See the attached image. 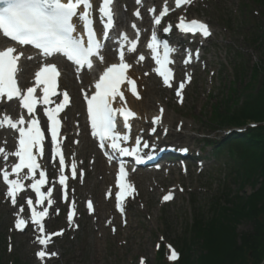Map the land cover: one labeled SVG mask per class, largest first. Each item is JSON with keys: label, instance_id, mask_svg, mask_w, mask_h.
Segmentation results:
<instances>
[{"label": "rangeland", "instance_id": "rangeland-1", "mask_svg": "<svg viewBox=\"0 0 264 264\" xmlns=\"http://www.w3.org/2000/svg\"><path fill=\"white\" fill-rule=\"evenodd\" d=\"M190 13L192 17L209 21L215 29L214 38L208 42L205 52L207 67H200L197 71L193 84L187 89L183 107L176 104L172 93L158 87L156 80L147 79L154 89V98L152 109L146 110L145 116H154L159 107H164L168 125L165 128L169 129V137L165 141L187 146L193 154L202 149L203 158L207 159L206 168L200 173L194 165L186 175L180 172L169 176L150 175L139 183L140 196L128 208L127 226H121L119 219L114 217L112 204L107 203L106 215L99 213L94 218L84 217L79 232L55 245L53 252L55 250L60 255L57 254L56 260L49 259V264H140L141 259H145V264H158L159 244L161 251L165 252L163 260L168 262L165 245L171 244L182 253L180 241L189 237L196 210H203L205 215L210 214L208 201L221 190L228 173L226 164L229 160L228 156L216 155L213 151V142L223 138L224 130L230 127L217 119L214 108L223 104L221 115L227 111L239 112L246 100L245 89L252 85V92L259 86L252 71L264 58L259 48L260 45L264 47V39L259 45L254 39L256 29L264 34V0H207L194 7ZM147 88L146 84L145 98L150 96ZM205 138H209L207 141L211 143L205 144ZM90 149L92 151L86 157L90 173L87 184L80 187L79 194L83 199L92 195L98 205L104 201L103 192L111 183V177L108 168L100 171V160L90 167L94 160L93 149ZM230 185L235 191L234 183L230 182ZM173 186L183 188V192L177 190L176 200L170 205H162V189ZM240 191L241 195L249 196L254 189L247 184ZM224 205L229 206L228 203ZM110 219L114 221L112 224L116 232L106 226ZM12 222V211L0 200L2 263L15 261L16 264H37L34 260L35 245L30 235L13 236ZM62 227H65V223L61 219L49 224L51 231ZM251 229L250 223L243 222L237 231L245 233ZM11 242L10 250L7 244Z\"/></svg>", "mask_w": 264, "mask_h": 264}, {"label": "snow or ice", "instance_id": "snow-or-ice-1", "mask_svg": "<svg viewBox=\"0 0 264 264\" xmlns=\"http://www.w3.org/2000/svg\"><path fill=\"white\" fill-rule=\"evenodd\" d=\"M138 3L141 0H137ZM193 0H175L176 7L179 8L182 5H190ZM113 0H99L96 7L93 5V0H0V33L4 37L16 42L20 46L31 45L34 49L39 50L38 55L44 59L43 65L39 68V71L35 73L36 84L43 85V99L42 103H49V96L56 94L57 80L60 76V72L57 65L53 62H48V58L54 57L56 54H63L68 60L73 61L78 66H84L87 64L89 68L92 67L90 57L94 54L98 55V49L100 47L99 40L97 39V33L95 29V19L98 15L103 21L102 34L106 35L107 30L114 26V13L112 11ZM149 11L155 13V9H149ZM170 9L165 6L160 12L159 16L154 17L155 24L159 25L163 16L167 15ZM137 17L140 16L139 11L135 13ZM77 22H81L82 31L86 30L87 44L85 47V39L83 36H76ZM135 27V25H133ZM177 28L183 33H191L193 35L199 33L204 37L211 35V31L207 24L198 20L188 21L186 17L181 16ZM170 28H166L165 31H169ZM127 39V36L124 37ZM153 52L157 51L158 44L155 33L152 36V43L148 45ZM132 51H135V43L132 44ZM173 49H169L165 44V53L163 60L157 58L156 63L160 65L156 71L164 77L165 84L169 82V76L171 75L170 69L165 67L166 64L171 63L168 59L169 52ZM24 56V52L17 51L15 47H7L0 50V100L4 97L11 101L14 97L19 99L20 104L24 109H27L29 120H25L21 115L16 121H13L10 117L5 115L0 118V127L7 126L15 129L19 133L18 146L12 153H8L5 148L0 147V155L5 160L9 155L18 158V163L11 165V172L7 169H0L3 173V180L8 184L7 195L11 198L13 205L16 204V195L22 190L23 184L21 182L20 173L24 169H28L30 172L35 173L40 167L37 163L36 156L38 153L42 154L44 134L41 131L38 121L32 117V113L35 111V106L38 102V98L35 95L36 88L29 87L26 90H22L18 86L17 71L18 62L21 57ZM120 62L112 64L103 71L99 79L95 83L94 92L89 95L85 93V100L87 101L88 117L91 121V127L93 135L98 136L100 139V146H105V141H111V147L118 150L120 154L125 156L136 155L139 152L141 141L136 140L137 148L135 151H130L127 148L120 147L121 140H128V136H121L116 131V117L121 115L124 118L125 126L130 127L127 122L130 118L136 116V113L126 108H114L113 101L120 98L124 99V94L120 90V86L127 79L128 83L132 86V91L135 93L136 84L135 81L126 76V71L131 65L124 62V52L120 51ZM27 59H33L28 56ZM103 57H101V60ZM140 60L144 57L140 56ZM191 60L189 55L188 63ZM187 81H191V76L187 77ZM180 90L182 91L185 84L181 82ZM178 96L180 92L178 91ZM138 95V94H137ZM63 102L59 103L55 109L47 112V119L51 122V140L56 141L58 135V129L61 125V121L57 118V115L62 111L69 103L70 97L67 91L62 92ZM182 102V101H181ZM161 116L154 118L155 123H160L162 119L163 109ZM30 125V126H28ZM155 131V129H153ZM148 145H143L147 147ZM34 150H37L34 152ZM57 153L60 152L59 146L56 149ZM186 151V150H185ZM138 162L140 157L137 156ZM60 164H64V157L60 155ZM11 174H15L14 179H9ZM72 175H76V165H72ZM27 176V174H26ZM40 176L43 177L44 173L40 172ZM127 172L125 165L120 164L119 169V193L117 195L118 207L121 212L123 209V200L135 191L134 186L131 183H126ZM66 177L61 175L59 183L65 184ZM46 181L43 179L36 180L31 184L32 189L40 196L41 202L46 197L41 192V185ZM51 196V192L48 193ZM165 200L172 199L171 195L165 196ZM32 200H28V204L32 205ZM51 203V201H49ZM91 202L88 203V208L92 209ZM21 211L23 209L21 208ZM47 215L46 211L37 212L33 209L32 221L39 227L41 232L44 231L41 219ZM68 220H72V214H69ZM126 223V221H125ZM27 221L23 218H18L15 227L19 230H23ZM115 231V229H113ZM39 243L47 245V239H40ZM171 247V246H169ZM11 250V249H10ZM39 258L43 260L47 255L56 256L57 253H46L40 251L37 253ZM178 254L173 250L169 259L177 260ZM143 264V261H141Z\"/></svg>", "mask_w": 264, "mask_h": 264}, {"label": "trees", "instance_id": "trees-1", "mask_svg": "<svg viewBox=\"0 0 264 264\" xmlns=\"http://www.w3.org/2000/svg\"><path fill=\"white\" fill-rule=\"evenodd\" d=\"M254 39L259 45L264 39L263 32L256 29ZM259 48L264 55V47ZM252 74L259 86L252 92V85L245 89L246 100L240 103L239 112L227 111L221 115L223 104L214 108L215 116L225 126L264 123V58ZM216 148L219 153L223 148L227 151L228 173L221 190L208 203L210 214L196 210L189 239L180 241L183 257L179 264H261L264 261V125L219 142ZM230 182L236 186L235 191ZM247 184L254 191L249 196L241 195L240 190ZM243 222L250 223L252 229L238 233V226Z\"/></svg>", "mask_w": 264, "mask_h": 264}, {"label": "bare ground", "instance_id": "bare-ground-1", "mask_svg": "<svg viewBox=\"0 0 264 264\" xmlns=\"http://www.w3.org/2000/svg\"><path fill=\"white\" fill-rule=\"evenodd\" d=\"M26 67L28 66H31L32 63H25L24 64ZM144 75L143 73L141 72H138L136 70H133L132 71V79L133 81H135V83H138L140 84L141 83V86L143 85H146V83L148 84L147 85V92L150 93V96L144 98V100L140 103H137V101H131V105L133 106V108L139 113V115H142L144 116L146 113V110H151L152 108V104H153V96H154V89L152 87L151 84H149V82H147V80L145 78H143ZM145 79V80H144ZM63 85L66 86V88L70 89L72 94H73V97H74V110H79L80 109V105H79V96L77 95V88L76 86L74 85L73 83V80L72 78L65 74V78L63 80ZM144 121V119H143ZM84 139H82L83 143H84ZM85 150H86V146H85V143L82 144V146L79 148V153L81 154V156H83L85 154ZM100 171H103V168H100ZM101 186V185H100ZM107 204L105 202H99V205H98V213L102 214V215H106L108 210L106 209L107 208Z\"/></svg>", "mask_w": 264, "mask_h": 264}]
</instances>
